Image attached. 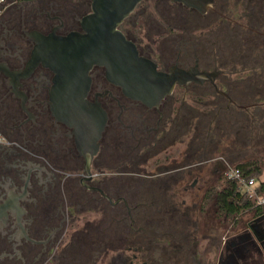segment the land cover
<instances>
[{"label":"flooded vegetation","instance_id":"flooded-vegetation-1","mask_svg":"<svg viewBox=\"0 0 264 264\" xmlns=\"http://www.w3.org/2000/svg\"><path fill=\"white\" fill-rule=\"evenodd\" d=\"M195 1L141 0L117 26L186 74L172 92L148 105L94 65L85 98L101 113L77 120L53 112L36 49L84 35L93 0H0V264H264V218L228 223L233 165L215 138L259 127L264 0Z\"/></svg>","mask_w":264,"mask_h":264},{"label":"water","instance_id":"water-1","mask_svg":"<svg viewBox=\"0 0 264 264\" xmlns=\"http://www.w3.org/2000/svg\"><path fill=\"white\" fill-rule=\"evenodd\" d=\"M141 0H93V13L87 17L85 34L41 38L36 54L54 72L53 112L80 119L101 113L86 100L88 72L94 65L105 68L107 78L129 97L148 105L159 103L173 90L180 75L163 73L141 56L135 45L117 30V26ZM196 7L195 0H172ZM186 77V74H182ZM95 114V115H94ZM83 115L81 118H84Z\"/></svg>","mask_w":264,"mask_h":264},{"label":"trees","instance_id":"trees-1","mask_svg":"<svg viewBox=\"0 0 264 264\" xmlns=\"http://www.w3.org/2000/svg\"><path fill=\"white\" fill-rule=\"evenodd\" d=\"M261 105H264V102ZM224 115L227 121L232 120L230 113ZM239 121L241 120L233 121L231 127L225 130V133L217 134L215 138L220 140L221 145L227 147L226 155L230 159L229 161L235 164V166L233 165L234 168L239 169L244 178H254L259 181L257 190L261 194L264 193V180H260V177L264 174V152L254 151L253 154H247L246 151H249L248 148L252 144H258L259 141L261 146L264 145V108L260 109L259 132L256 139L251 134V127L246 126V120L243 121L244 132H238V125L242 123ZM237 122L238 124H236ZM226 203L225 211L228 213V223H232L234 227H246L252 220L259 221L264 218V204L256 205L255 201L248 198L237 182L233 181L228 188ZM246 213L249 214L250 218L243 221L242 216Z\"/></svg>","mask_w":264,"mask_h":264},{"label":"built area","instance_id":"built-area-1","mask_svg":"<svg viewBox=\"0 0 264 264\" xmlns=\"http://www.w3.org/2000/svg\"><path fill=\"white\" fill-rule=\"evenodd\" d=\"M225 176L227 179L237 182L242 190L247 194L248 198L255 201L256 205L264 204V193L260 194L257 190L259 186L258 180L254 178H244L239 169L231 166L226 168Z\"/></svg>","mask_w":264,"mask_h":264},{"label":"rangeland","instance_id":"rangeland-1","mask_svg":"<svg viewBox=\"0 0 264 264\" xmlns=\"http://www.w3.org/2000/svg\"><path fill=\"white\" fill-rule=\"evenodd\" d=\"M264 94V91H262V94H261V96ZM260 96V98H262ZM264 101V100H263ZM262 108H264V105H260V109H262ZM261 130V129H260ZM259 132V128L258 129H255L254 130V137H255V139H256V135H257V133ZM261 134V133H260ZM264 134V133H263ZM263 134H262V136H263ZM259 140V139H258ZM249 149V151H246V150H248ZM248 149H246V150H244V151H246L247 152V154H253V152L254 151H259V152H264V145H260V141H259V143L258 144H252ZM246 152H245V154H246ZM230 163V162H229ZM229 165H234L235 166V164H229ZM234 166H231V167H234ZM260 180H264V174L260 177ZM250 218V216H249V214H244V216H242V219H243V221L244 220H247V219H249Z\"/></svg>","mask_w":264,"mask_h":264}]
</instances>
